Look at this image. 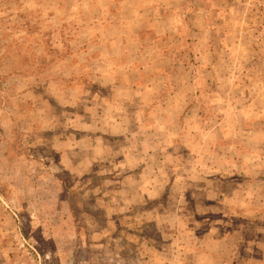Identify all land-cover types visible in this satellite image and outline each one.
Listing matches in <instances>:
<instances>
[{
    "label": "rangeland",
    "instance_id": "374dc122",
    "mask_svg": "<svg viewBox=\"0 0 264 264\" xmlns=\"http://www.w3.org/2000/svg\"><path fill=\"white\" fill-rule=\"evenodd\" d=\"M0 264H264V0H0Z\"/></svg>",
    "mask_w": 264,
    "mask_h": 264
}]
</instances>
